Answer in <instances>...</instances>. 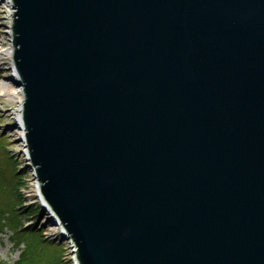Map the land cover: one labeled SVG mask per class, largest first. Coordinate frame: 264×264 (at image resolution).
<instances>
[{"label":"water","instance_id":"water-1","mask_svg":"<svg viewBox=\"0 0 264 264\" xmlns=\"http://www.w3.org/2000/svg\"><path fill=\"white\" fill-rule=\"evenodd\" d=\"M12 1L28 153L76 263L264 264V0Z\"/></svg>","mask_w":264,"mask_h":264},{"label":"rangeland","instance_id":"rangeland-1","mask_svg":"<svg viewBox=\"0 0 264 264\" xmlns=\"http://www.w3.org/2000/svg\"><path fill=\"white\" fill-rule=\"evenodd\" d=\"M14 13L12 0H0V84L15 78L13 77L15 72L14 51H12L11 57L1 55L5 49L12 48ZM15 81L17 84L19 83L17 77ZM17 109L16 102H10L8 98L0 96V204L5 206L13 202V206H16L19 201V195H16V192H19L24 197L26 205L40 207L37 193L34 192L38 181L35 178V171L28 153L26 131L21 128L23 122L19 126L14 115ZM21 177L23 178L22 183L19 180ZM37 218H39L37 223L41 230L40 234L48 241L46 244L50 243L49 245L54 247V253L50 255L51 259H57L55 264H76L74 250L70 242L65 241L58 226H55L48 213L43 210V213H40ZM23 219L25 220L22 225L28 226L35 217L24 215ZM11 236L10 232H5L0 236V264L16 263L22 251L25 250L23 244L19 249H15Z\"/></svg>","mask_w":264,"mask_h":264},{"label":"trees","instance_id":"trees-1","mask_svg":"<svg viewBox=\"0 0 264 264\" xmlns=\"http://www.w3.org/2000/svg\"><path fill=\"white\" fill-rule=\"evenodd\" d=\"M19 180L21 183L23 182L22 177ZM16 195H19L16 206H13V202L5 206L0 204V236L5 232H10L15 249H19L22 244L25 246L19 260L14 264H55L57 259H51L54 247L49 245L50 243L46 244L48 241L40 234L41 230L37 223L39 219L37 217L43 213V209L39 206L26 205L24 197L19 192H16ZM24 215H30L35 219L28 226H24L22 225L25 220L23 219Z\"/></svg>","mask_w":264,"mask_h":264},{"label":"bare ground","instance_id":"bare-ground-1","mask_svg":"<svg viewBox=\"0 0 264 264\" xmlns=\"http://www.w3.org/2000/svg\"><path fill=\"white\" fill-rule=\"evenodd\" d=\"M12 51H13V47L9 48V49H5L4 51L1 52V55L11 57ZM14 77L15 78L12 81L3 82L0 84V96H4V97L8 98V100L10 102H16L18 104V109L15 111L14 115L16 116V122L20 126L22 123V121H21L22 115L21 114H22V106H23V101H24V94H23V88L16 83L17 81H15L16 77H17L16 73H15ZM21 128L23 131H25V129L22 126H21ZM21 128H20V130H21ZM34 192L37 193L38 196H41L39 184H37L36 188L34 189ZM53 221H54V218H53ZM58 228L60 231H62L60 225L58 226ZM73 248H74V246H73Z\"/></svg>","mask_w":264,"mask_h":264}]
</instances>
